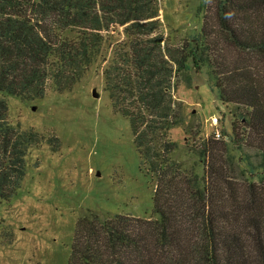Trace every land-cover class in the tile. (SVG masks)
Masks as SVG:
<instances>
[{"label": "trees", "instance_id": "16d2710c", "mask_svg": "<svg viewBox=\"0 0 264 264\" xmlns=\"http://www.w3.org/2000/svg\"><path fill=\"white\" fill-rule=\"evenodd\" d=\"M200 12L201 37L184 53L164 45L157 0H0L4 201L18 194L27 156L45 142L10 122L8 97L44 98L49 87L72 92L107 34L123 28L129 39L104 70L105 91L113 111L130 121L155 185L156 219L82 218L69 264H264V0H204ZM188 59L198 73L210 69L212 89L232 116L231 134L195 147L203 176L173 159L170 134L184 115L171 89Z\"/></svg>", "mask_w": 264, "mask_h": 264}, {"label": "rangeland", "instance_id": "374dc122", "mask_svg": "<svg viewBox=\"0 0 264 264\" xmlns=\"http://www.w3.org/2000/svg\"><path fill=\"white\" fill-rule=\"evenodd\" d=\"M157 1L164 45L186 53L184 47L201 37L204 0ZM128 43L123 28L107 34L96 62L72 92L55 94L49 87L44 98L8 97L10 122L37 131L45 142L27 156L18 194L0 199V264H69L77 224L91 214L103 220L156 219L155 185L141 166L130 121L113 111L105 91L104 70ZM187 65L171 89L184 115L170 134L177 143L173 159L203 176L195 147L231 134L232 116L212 89L210 69L198 73L191 59Z\"/></svg>", "mask_w": 264, "mask_h": 264}, {"label": "water", "instance_id": "95a60500", "mask_svg": "<svg viewBox=\"0 0 264 264\" xmlns=\"http://www.w3.org/2000/svg\"><path fill=\"white\" fill-rule=\"evenodd\" d=\"M93 96H94L95 98H99V94L97 93L96 90H94V92H93ZM33 109L35 110V108H33Z\"/></svg>", "mask_w": 264, "mask_h": 264}, {"label": "built area", "instance_id": "2783aa9c", "mask_svg": "<svg viewBox=\"0 0 264 264\" xmlns=\"http://www.w3.org/2000/svg\"><path fill=\"white\" fill-rule=\"evenodd\" d=\"M216 122H217V120H216ZM217 137H218V138H220V137H221V135L218 133V134H217Z\"/></svg>", "mask_w": 264, "mask_h": 264}]
</instances>
